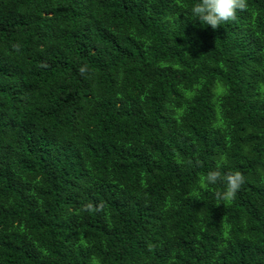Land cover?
<instances>
[{
	"label": "trees",
	"instance_id": "trees-1",
	"mask_svg": "<svg viewBox=\"0 0 264 264\" xmlns=\"http://www.w3.org/2000/svg\"><path fill=\"white\" fill-rule=\"evenodd\" d=\"M195 2L0 0V264H264V0Z\"/></svg>",
	"mask_w": 264,
	"mask_h": 264
},
{
	"label": "clouds",
	"instance_id": "clouds-1",
	"mask_svg": "<svg viewBox=\"0 0 264 264\" xmlns=\"http://www.w3.org/2000/svg\"><path fill=\"white\" fill-rule=\"evenodd\" d=\"M246 7L245 0H196L191 6V15L201 26H211L216 29L218 26L233 20L238 10ZM198 163V162H197ZM224 158L216 163L214 169L208 170L199 177V183L205 186L222 184V191L217 193L221 201L228 202L235 198L240 187L245 183V177L239 171L223 172ZM85 210H91V205ZM92 264H98L93 258Z\"/></svg>",
	"mask_w": 264,
	"mask_h": 264
}]
</instances>
